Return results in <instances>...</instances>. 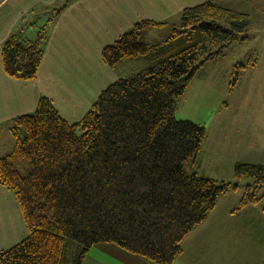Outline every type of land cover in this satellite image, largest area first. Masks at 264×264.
Returning a JSON list of instances; mask_svg holds the SVG:
<instances>
[{"label":"trees","instance_id":"16d2710c","mask_svg":"<svg viewBox=\"0 0 264 264\" xmlns=\"http://www.w3.org/2000/svg\"><path fill=\"white\" fill-rule=\"evenodd\" d=\"M249 25L247 14L210 0L185 8L178 24L140 21L102 56L111 68L129 59L149 67L108 86L83 119L70 123L47 96L34 113L16 117V143L0 158V182L15 193L27 236L0 251V264H82L100 243L173 264L187 235L238 188L187 171L208 133L176 118L178 100L208 62L248 39ZM150 29L164 38L141 41ZM45 46L43 30L35 40L9 37L2 48L6 73L36 79ZM243 177L254 181L237 211L261 202L264 164L236 163L235 178Z\"/></svg>","mask_w":264,"mask_h":264},{"label":"rangeland","instance_id":"374dc122","mask_svg":"<svg viewBox=\"0 0 264 264\" xmlns=\"http://www.w3.org/2000/svg\"><path fill=\"white\" fill-rule=\"evenodd\" d=\"M210 1L247 14L248 39L233 43L222 57L198 71L179 98L175 116L205 126L208 133L197 164L189 162L187 171L238 188L223 195L208 218L187 235L173 264H264V188L259 192L261 202L247 205L256 208L237 211L247 185L254 180L235 178L236 163L264 164V0ZM171 22L178 24L180 18ZM222 24L231 28L228 22ZM162 38L160 29H150L141 41L154 43ZM126 61L116 67L119 78L150 65L146 60ZM237 65L244 67H239L235 80ZM82 264L154 263L114 243H100L89 250Z\"/></svg>","mask_w":264,"mask_h":264},{"label":"crops","instance_id":"0c3cea01","mask_svg":"<svg viewBox=\"0 0 264 264\" xmlns=\"http://www.w3.org/2000/svg\"><path fill=\"white\" fill-rule=\"evenodd\" d=\"M205 1L0 0V158L15 146L13 120L34 113L43 96L49 97L70 123L83 119L101 92L119 79L116 67L124 62L109 67L103 50L136 23H170L180 18L185 8ZM41 30L45 31L46 46L37 78L25 81L10 77L3 66L4 43L12 35L35 40ZM137 62L129 59L125 64ZM252 207L246 206L249 210ZM26 236L18 199L0 182V251Z\"/></svg>","mask_w":264,"mask_h":264}]
</instances>
